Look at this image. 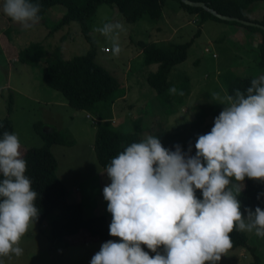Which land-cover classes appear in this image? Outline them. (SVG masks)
<instances>
[{
	"label": "rangeland",
	"instance_id": "1",
	"mask_svg": "<svg viewBox=\"0 0 264 264\" xmlns=\"http://www.w3.org/2000/svg\"><path fill=\"white\" fill-rule=\"evenodd\" d=\"M3 2L0 0V119H11L13 133L19 136L24 150L43 143L40 132H59L65 144H54L51 151L57 160L56 173L67 189V199L81 202L86 216L105 214L109 225L112 214L93 205L94 201H100V194L94 195V201L82 199L84 191L89 194L99 191L98 172L104 169L93 149L94 120L98 118L92 112L70 106L60 91L47 84L42 68L48 62L59 57L69 59L94 46L96 62L117 81L113 103L102 110L105 116L117 120L114 123L110 118L109 126L116 131L132 132V120L141 116L145 130L141 134L154 135L161 143L165 141L163 133L166 131L174 133L170 140L178 143L186 139L197 140L200 135L211 131L214 118L224 107L213 101L211 94L218 92L223 96L227 93V75L255 78L264 75V64L260 63L259 55L261 30L216 16L202 17L184 7L179 0H160L159 19L143 13L133 22L127 21L114 5L101 3L87 19L90 40L78 21L72 20L58 27L64 12L60 5L51 8L33 28L23 29L4 14ZM244 2L223 0L229 7L239 9L246 18L260 20L264 14V1ZM116 22L123 23L126 29L120 33L122 51L119 56L112 55L111 39L95 30L105 23ZM31 42H39L43 48V56L34 66L19 58V52ZM142 42L155 43L169 50L189 42L186 58L173 65L167 75L168 89L175 86L184 95H173L167 90V102L157 97L156 90L147 82L148 74L156 71L157 64L144 63ZM105 47L108 52L103 50ZM10 96L12 109L8 112ZM86 113H90L92 119L87 118ZM146 124L149 125L148 131ZM242 189L237 195L239 202ZM261 198L264 199V190ZM240 211L247 216L242 208ZM56 212L58 210L54 209L41 224L33 223L21 238L19 246L23 255L0 257L2 264H90L101 249L99 242L75 243L77 238L86 234L84 232L64 238L70 244L64 239L54 241L50 236L49 220L56 218ZM244 233L247 243L253 246L259 257L257 264H264L263 238L254 232ZM111 238L120 242L118 237ZM142 248L154 256L146 245ZM253 259L250 249L237 247L222 255L218 264H250Z\"/></svg>",
	"mask_w": 264,
	"mask_h": 264
},
{
	"label": "clouds",
	"instance_id": "2",
	"mask_svg": "<svg viewBox=\"0 0 264 264\" xmlns=\"http://www.w3.org/2000/svg\"><path fill=\"white\" fill-rule=\"evenodd\" d=\"M2 10L23 29L42 19L41 5L32 0H4ZM95 30L111 39L112 55L119 56L124 24L105 23ZM168 91L184 95L175 86ZM211 95L224 107L211 131L198 137L194 156L191 145L187 153L179 144L172 151L146 134L111 160L106 167L111 182L103 196L112 214L109 234L120 242L103 243L90 264H218L232 247L234 230L264 238V210L246 208L245 217L237 199L246 177L264 181V75L252 79L245 92ZM20 148L19 136L5 131L0 139V257L23 255L19 242L39 215L38 193L25 175ZM232 179L239 183L231 184Z\"/></svg>",
	"mask_w": 264,
	"mask_h": 264
},
{
	"label": "trees",
	"instance_id": "3",
	"mask_svg": "<svg viewBox=\"0 0 264 264\" xmlns=\"http://www.w3.org/2000/svg\"><path fill=\"white\" fill-rule=\"evenodd\" d=\"M192 1H203L220 14L238 17L264 26V14L260 20H250L243 16L239 9L231 8L223 3V0ZM244 1V4H247L256 0ZM32 2L41 5L40 16L42 18L54 6H62L64 12L59 19L58 27L72 20L78 21L82 31L89 40L87 19L95 13L97 6L101 3L114 5L129 22L135 21L143 13H147L152 19L161 17L160 0H32ZM181 3L187 9L200 13L202 17H215L201 7ZM253 27L262 32L259 55L261 57L260 63L264 64V29ZM188 46L189 42H185L178 44L175 50H169L156 46L155 43H141L144 63L157 64L156 71L148 74L147 82L156 90L159 99L166 102L169 100L167 75L173 65L186 58ZM42 49V45L39 42H31L19 52V58L23 63L34 66L43 56ZM95 55L96 49L91 46L85 53L75 55L69 59L63 57L55 58L42 68V76L50 87L63 94L67 104L86 112H92L98 118V121L95 122L93 149L98 161L106 169L111 160L124 151L127 146L138 142L140 131H116L109 126L111 117L105 116L102 110L110 107L113 103L116 97L117 81L108 70L96 62ZM254 78L252 76L227 75L225 82L227 94L233 95L236 89L245 92ZM11 106L12 96L8 99V112L11 111ZM36 124L34 125L35 128ZM5 131L13 133L12 121L8 117L0 119V139H2ZM40 135L43 143L39 146H30L21 154L22 158L27 162L25 175L32 181V190L38 193L35 200V206L39 210L36 223H42L54 209H57V217L50 222V236L54 241L83 232L86 234L79 239L77 238L75 243L108 240L110 234L106 217L102 214L86 216L81 202L67 199V189L56 173L57 160L51 151L52 145L65 144V140L57 131L40 132ZM171 135H174V133L169 131L163 133L165 141L162 145L166 149L175 151L174 146L179 144L182 151L187 153L191 145L190 155H195L197 140L186 139L183 143H178L170 140ZM2 179L3 176L0 174V180ZM232 182H235V180L232 179ZM263 190L264 181L245 178L240 195V204L246 215V208L254 211L256 207H260L264 210V199L261 198ZM200 192V190H196L197 198H201ZM229 235L232 240V247L229 250L237 247L248 248L254 255L253 262L250 264H257L259 257L253 246L247 243L246 234L234 230Z\"/></svg>",
	"mask_w": 264,
	"mask_h": 264
},
{
	"label": "crops",
	"instance_id": "4",
	"mask_svg": "<svg viewBox=\"0 0 264 264\" xmlns=\"http://www.w3.org/2000/svg\"><path fill=\"white\" fill-rule=\"evenodd\" d=\"M4 16V15H3ZM5 18V17H4ZM5 20V19H4ZM3 24H5L4 23V21L2 22ZM0 45H1V43H0ZM26 64V63H25ZM112 120L111 121H114V123L117 121L116 119H114V117H112L111 118ZM110 120V119H109ZM141 120H142V117L141 116H135L134 117V119L132 120V126H133V130H138V131H140V135H141V137H139V140H141V138L144 136V135H146V134H141V132H144L145 130H144V125H143V122H141ZM146 126H147V131H148V127H149V125L148 124H146ZM46 131H50V130H46ZM120 131V130H119ZM138 140V141H139ZM24 151V149H21L20 148V152H21V154H22V152ZM99 173V175H98V186H99V191L97 192V193H91V194H89V193H87V192H85L84 191V193H83V198L82 199H85V200H89V199H92L93 201H94V195H97V194H100L101 195V198H100V201H98V202H96V201H94V203H93V205L96 207V208H99L100 207V210L101 211H107V201L104 199V196H103V188L106 186V185H108V184H110V179L108 178V176H107V174H106V169L104 168V169H102L100 172H98ZM57 215H58V212H56L55 213V217H57ZM104 216L106 217V219H107V222H108V217L104 214ZM53 219L52 218H50V220H49V225H50V222L52 221ZM38 224V223H37ZM41 224V223H40ZM108 226H109V222H108ZM50 229V228H49ZM65 240V242H67L68 244H70L71 242L69 241V240H67V239H64ZM109 240H112V238H111V236L109 237V239L108 240H106V241H101V242H99V241H97V242H99V244H100V247H101V245L103 244V243H105V242H107V241H109ZM92 243V242H91ZM243 248V247H242ZM66 263V262H65Z\"/></svg>",
	"mask_w": 264,
	"mask_h": 264
},
{
	"label": "water",
	"instance_id": "5",
	"mask_svg": "<svg viewBox=\"0 0 264 264\" xmlns=\"http://www.w3.org/2000/svg\"><path fill=\"white\" fill-rule=\"evenodd\" d=\"M180 1L185 3V4H188L190 6L201 7L204 10L208 11L209 13H211L212 15H214V16L220 18V19H223V20H234V21H238L240 23L246 24V25L256 26V27H260V28L264 29V26L259 24V23L248 21V20L241 19V18L234 17V16L220 14L214 8L208 6L203 1H192V0H180Z\"/></svg>",
	"mask_w": 264,
	"mask_h": 264
},
{
	"label": "built area",
	"instance_id": "6",
	"mask_svg": "<svg viewBox=\"0 0 264 264\" xmlns=\"http://www.w3.org/2000/svg\"><path fill=\"white\" fill-rule=\"evenodd\" d=\"M103 50H104L105 52H108V51H109V49H108L107 47L103 48ZM214 56H215V55H214ZM86 117L89 118V119H92V115H91L90 113H86ZM96 121H98V119H97V120H94V123H95Z\"/></svg>",
	"mask_w": 264,
	"mask_h": 264
}]
</instances>
